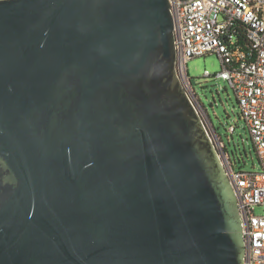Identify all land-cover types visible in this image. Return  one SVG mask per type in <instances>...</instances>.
I'll return each instance as SVG.
<instances>
[{"label": "water", "instance_id": "obj_1", "mask_svg": "<svg viewBox=\"0 0 264 264\" xmlns=\"http://www.w3.org/2000/svg\"><path fill=\"white\" fill-rule=\"evenodd\" d=\"M245 250L170 1L0 0V264H244Z\"/></svg>", "mask_w": 264, "mask_h": 264}, {"label": "built area", "instance_id": "obj_2", "mask_svg": "<svg viewBox=\"0 0 264 264\" xmlns=\"http://www.w3.org/2000/svg\"><path fill=\"white\" fill-rule=\"evenodd\" d=\"M169 1L177 71L193 101L198 106L188 61L217 54L222 69L214 76L226 80L235 91L255 144L261 171L236 169L222 151L221 158L240 208L246 244L244 264H264V0ZM241 33L249 43L246 49L236 37ZM211 75L205 71V76ZM228 128L231 133L236 131L235 124ZM258 206L263 208L261 213H257Z\"/></svg>", "mask_w": 264, "mask_h": 264}, {"label": "rangeland", "instance_id": "obj_3", "mask_svg": "<svg viewBox=\"0 0 264 264\" xmlns=\"http://www.w3.org/2000/svg\"><path fill=\"white\" fill-rule=\"evenodd\" d=\"M187 68L201 114L219 151L226 153V146L236 169L261 171L262 164L249 128L241 117L235 91L226 80L214 76L222 69L217 54L192 58L188 61ZM206 70L212 75L205 76ZM229 124L236 125V131L233 134L228 130ZM262 211L263 208L258 206L257 213Z\"/></svg>", "mask_w": 264, "mask_h": 264}, {"label": "trees", "instance_id": "obj_4", "mask_svg": "<svg viewBox=\"0 0 264 264\" xmlns=\"http://www.w3.org/2000/svg\"><path fill=\"white\" fill-rule=\"evenodd\" d=\"M236 37H237V39H238L239 44H240L243 48L246 49V47L249 46L248 41L245 39V33H244V34H243V33H241V34H237ZM240 114H241V113H240ZM241 117H242V114H241ZM242 118H243V117H242ZM211 121H212V120H211ZM212 124H213V123H212ZM229 125H230V124H229ZM213 126H214V128L216 129V127H215L214 124H213ZM228 130H229V128H228ZM216 132H217V130H216ZM229 132H230V131H229ZM217 134H218V133H217ZM231 134H233V133H231ZM225 151H226L227 155L229 156L231 162L233 163V160H232V158H231L229 152L226 150V146H225Z\"/></svg>", "mask_w": 264, "mask_h": 264}]
</instances>
